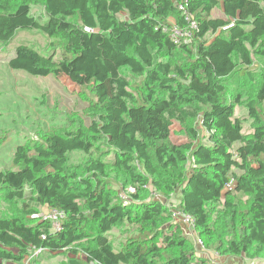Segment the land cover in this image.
Instances as JSON below:
<instances>
[{
    "label": "trees",
    "instance_id": "16d2710c",
    "mask_svg": "<svg viewBox=\"0 0 264 264\" xmlns=\"http://www.w3.org/2000/svg\"><path fill=\"white\" fill-rule=\"evenodd\" d=\"M186 16L197 28L176 43ZM21 30L50 42L45 53L18 45L9 67L85 74L90 123L41 132L0 171V199L16 210L0 218V264L40 249H65L69 264H211L195 259L175 211L207 248L264 264V0H0V45ZM176 125L189 141L173 140ZM76 152L87 159L71 164ZM115 184L135 188L129 202ZM171 197L173 208L161 200ZM32 205L64 211L63 231ZM124 226L132 233L116 251L110 234Z\"/></svg>",
    "mask_w": 264,
    "mask_h": 264
},
{
    "label": "rangeland",
    "instance_id": "374dc122",
    "mask_svg": "<svg viewBox=\"0 0 264 264\" xmlns=\"http://www.w3.org/2000/svg\"><path fill=\"white\" fill-rule=\"evenodd\" d=\"M32 15L39 19L43 18L42 21L45 19L42 11L38 8L32 9ZM49 42L48 37L41 31L21 30L9 44L0 45V171L11 169L16 149L30 140H35L41 132L66 131L70 125L75 123L74 119L76 123L77 121L84 125L90 123V119L86 116L89 103L79 95L81 86L88 81L85 74L79 73L67 77L53 73L47 77H36L9 67L8 61L14 55L18 45L23 43L33 45L45 53ZM127 75L131 82L138 81L129 73ZM235 114L243 119V132H250L252 125L248 119L246 108L239 107ZM174 131V141L178 143L189 141L186 135L179 132L178 125L175 126ZM86 159L87 157L83 153L76 152L71 155L70 163L79 164ZM113 159L114 154L105 157V160L109 162ZM114 187L122 202H129L128 194L132 193L131 190L135 191L132 185L125 189H121L118 184H115ZM154 198L159 200L161 197L155 195ZM161 200L171 208L178 204V199L175 197ZM32 207L38 211V217L47 216L46 209L37 205H32ZM15 214L16 210L0 199V218H9ZM190 228L192 229V227ZM129 231L131 229L124 226L114 229L110 234V240L116 251L122 248L126 242ZM192 240L196 248L195 259L197 261L205 260L211 264L252 263L247 258L235 260L219 251L214 252L207 248L205 243L199 247L197 242ZM84 257V254L78 256V258ZM73 258L65 249L57 253L42 249L40 252L32 250L22 262H13L12 264H69ZM257 261L263 260L258 259Z\"/></svg>",
    "mask_w": 264,
    "mask_h": 264
},
{
    "label": "built area",
    "instance_id": "2783aa9c",
    "mask_svg": "<svg viewBox=\"0 0 264 264\" xmlns=\"http://www.w3.org/2000/svg\"><path fill=\"white\" fill-rule=\"evenodd\" d=\"M179 9L184 11V13L186 14V10L182 4L179 5ZM186 19L189 21L187 27L182 28L179 26H175L171 30V39L176 43H179L181 40L184 41L190 40L194 30L197 28V25L194 22H190L189 16H186ZM234 187H235V183L234 181H231L227 185L226 190L232 191ZM131 192L134 193V190H131ZM65 219H66L65 212L58 209H49L47 216L44 217V220L49 221L51 223L52 232L54 233H60L61 231H63L64 228L63 225ZM174 220L175 222L181 223L184 226L186 236L194 239L199 247L203 245V241L199 238L196 231L195 220L191 216L185 213H181L179 211H175ZM190 227H192V229ZM41 250L42 249L38 250V252H40Z\"/></svg>",
    "mask_w": 264,
    "mask_h": 264
},
{
    "label": "crops",
    "instance_id": "0c3cea01",
    "mask_svg": "<svg viewBox=\"0 0 264 264\" xmlns=\"http://www.w3.org/2000/svg\"><path fill=\"white\" fill-rule=\"evenodd\" d=\"M40 208H42V209H46V212L45 213H48V211H49V209L48 208H46V207H40ZM113 232V231H112ZM8 263H10V262H8ZM7 263V264H8ZM10 264H12V263H10Z\"/></svg>",
    "mask_w": 264,
    "mask_h": 264
}]
</instances>
